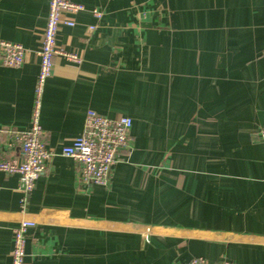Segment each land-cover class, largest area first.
I'll use <instances>...</instances> for the list:
<instances>
[{
    "label": "crops",
    "instance_id": "obj_1",
    "mask_svg": "<svg viewBox=\"0 0 264 264\" xmlns=\"http://www.w3.org/2000/svg\"><path fill=\"white\" fill-rule=\"evenodd\" d=\"M72 1L85 10L56 43L81 62L54 56L39 121L53 156L33 191L0 173V264L21 221L25 264H264V0ZM47 12L0 0V42L25 49L21 67L0 65L5 156L29 127ZM89 110L132 120L107 187L61 156Z\"/></svg>",
    "mask_w": 264,
    "mask_h": 264
},
{
    "label": "built area",
    "instance_id": "obj_2",
    "mask_svg": "<svg viewBox=\"0 0 264 264\" xmlns=\"http://www.w3.org/2000/svg\"><path fill=\"white\" fill-rule=\"evenodd\" d=\"M84 10L83 5L72 0H48V12L38 53L40 63L29 127L25 131L7 135L10 140L8 146L15 143L19 147L16 158L5 156L0 152V173L16 176L19 190L25 196L33 191L35 182L53 156L42 140L43 132L39 121L43 91L46 81L52 75L54 56L62 54L69 62L75 64L81 62L77 55L59 51L56 37L62 26L71 28L75 25L71 16ZM91 14L96 19L101 17L96 9H93ZM88 29L93 31L95 27L90 26ZM24 56L25 49L20 45L6 41L0 42L1 66L19 68L24 62ZM131 127L132 120L128 117L111 119L89 110L84 117L82 133L61 149V156L78 162L79 179L82 184L107 187L117 155L120 151L129 149ZM257 138L264 147V126L259 128ZM33 227V222L21 221L13 229L11 264H25L26 233ZM186 264L233 263L226 259L211 263L203 258H194Z\"/></svg>",
    "mask_w": 264,
    "mask_h": 264
}]
</instances>
